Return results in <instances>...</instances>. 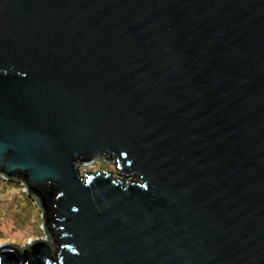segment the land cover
Returning <instances> with one entry per match:
<instances>
[{
    "label": "water",
    "instance_id": "95a60500",
    "mask_svg": "<svg viewBox=\"0 0 264 264\" xmlns=\"http://www.w3.org/2000/svg\"><path fill=\"white\" fill-rule=\"evenodd\" d=\"M0 178V264H264V0H0Z\"/></svg>",
    "mask_w": 264,
    "mask_h": 264
},
{
    "label": "rangeland",
    "instance_id": "374dc122",
    "mask_svg": "<svg viewBox=\"0 0 264 264\" xmlns=\"http://www.w3.org/2000/svg\"><path fill=\"white\" fill-rule=\"evenodd\" d=\"M78 170L109 172L113 178H117L114 166L103 158L94 160L88 166H79ZM22 190L18 183L0 178V243L10 242L22 246L26 239L44 237L41 214Z\"/></svg>",
    "mask_w": 264,
    "mask_h": 264
},
{
    "label": "bare ground",
    "instance_id": "6f19581e",
    "mask_svg": "<svg viewBox=\"0 0 264 264\" xmlns=\"http://www.w3.org/2000/svg\"><path fill=\"white\" fill-rule=\"evenodd\" d=\"M30 241H33V239L32 238H29V239L24 240L23 242L25 244L26 242H30Z\"/></svg>",
    "mask_w": 264,
    "mask_h": 264
}]
</instances>
